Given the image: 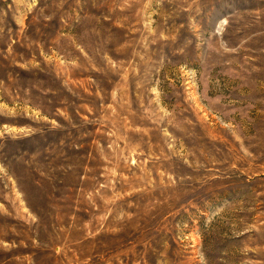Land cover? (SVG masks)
Here are the masks:
<instances>
[{
	"label": "rangeland",
	"instance_id": "obj_1",
	"mask_svg": "<svg viewBox=\"0 0 264 264\" xmlns=\"http://www.w3.org/2000/svg\"><path fill=\"white\" fill-rule=\"evenodd\" d=\"M0 264H264V0H0Z\"/></svg>",
	"mask_w": 264,
	"mask_h": 264
}]
</instances>
